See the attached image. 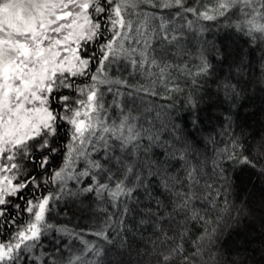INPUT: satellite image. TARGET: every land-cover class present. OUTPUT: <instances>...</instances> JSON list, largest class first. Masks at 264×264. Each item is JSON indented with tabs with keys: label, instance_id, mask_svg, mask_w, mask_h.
<instances>
[{
	"label": "snow or ice",
	"instance_id": "obj_1",
	"mask_svg": "<svg viewBox=\"0 0 264 264\" xmlns=\"http://www.w3.org/2000/svg\"><path fill=\"white\" fill-rule=\"evenodd\" d=\"M253 84L264 0H0V264H262Z\"/></svg>",
	"mask_w": 264,
	"mask_h": 264
},
{
	"label": "trees",
	"instance_id": "obj_2",
	"mask_svg": "<svg viewBox=\"0 0 264 264\" xmlns=\"http://www.w3.org/2000/svg\"><path fill=\"white\" fill-rule=\"evenodd\" d=\"M213 31L217 32L216 37H209L210 40L212 39H219L223 32L219 29H214ZM233 39L236 40L237 44H240V46H243L241 43V39L237 38L235 35H233ZM225 74H227V69L225 68ZM262 85L259 84H253L249 86V89L246 93V96L249 97L248 99H242L238 101V103L243 104L244 106L239 108V111L237 112V109L233 107V111L237 112V115L239 117L238 122L243 127L245 134L247 135L249 132L256 130L257 128H260L264 126V93H260L257 91L259 87ZM213 91H215V86H212ZM220 99H223V96L220 97ZM209 103H218L217 97L213 96L212 101H208L207 98H205V101L202 103V107H207ZM222 111L221 107H213L210 108L209 111L205 112L203 115L205 116V127L211 129L212 126L215 124V116L219 115ZM255 113V115H252ZM208 117H211V121L209 122ZM218 130V129H217ZM255 179V178H253ZM61 220H69L70 226H75L77 224L84 225L87 223L86 220L80 219L78 216H73L69 214V216L59 217ZM252 241L250 245V249H261L264 248V243L261 242V239L259 237V231L258 230H252L251 228L245 229L244 225H241V231L240 234L237 235L235 232H233L232 236L227 240L226 247L229 250H234L237 246H243L245 244V241ZM246 255L251 256L252 253L248 252ZM235 258V257H234ZM133 259H135L133 255ZM254 259L256 261L261 260V253L259 251L256 252ZM249 264H251V261H249ZM264 264V262H262Z\"/></svg>",
	"mask_w": 264,
	"mask_h": 264
}]
</instances>
